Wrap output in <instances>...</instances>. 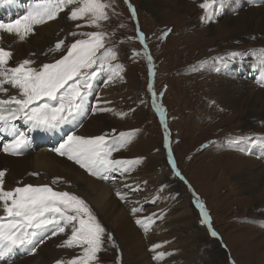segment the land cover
I'll return each instance as SVG.
<instances>
[{
    "label": "rangeland",
    "instance_id": "374dc122",
    "mask_svg": "<svg viewBox=\"0 0 264 264\" xmlns=\"http://www.w3.org/2000/svg\"><path fill=\"white\" fill-rule=\"evenodd\" d=\"M21 1L25 5L28 0ZM106 2L112 4V9L110 19L103 23L102 28L85 26L78 29L76 25L85 24V21L69 19L73 7L69 6L56 18L59 23L51 20L35 27L32 35L38 30L35 37L39 36L37 40H41L42 44L32 47H41L39 53L32 51L28 45L24 47L28 50L26 53L20 49L24 42L27 43V38L22 43L13 35L15 40L8 43V49L13 52V59L9 62L11 66L24 59H32L35 61L33 66L39 67L60 59L74 40L87 39L80 35L70 36L69 33L104 31L111 37L106 46L115 45L117 50V60L113 63L124 67L123 79L108 82L105 75L92 82L86 113L79 116L75 123L45 131V136V132H34L35 137L31 138L27 151L31 150L32 153L28 156H39L40 151L46 150L55 152L54 149L73 133L85 136V125L92 116L100 115L96 109L105 101L104 106L111 107L114 113L105 115L110 120L106 124L109 132L104 134L111 137L119 136L121 132L133 133L132 138L139 137L140 144L150 143L154 146L163 185L157 183L158 178L154 175L148 176L142 171L137 173L136 179L131 176L137 172H134L135 169L127 173H107L111 177L107 179L95 178L82 169L91 177L108 182L119 198L126 196V199H120L126 210L138 219L153 220L145 231L154 232L151 243L160 247L153 249L152 244L147 246L150 257L148 264H260L256 253V259L251 256L253 248L250 242L255 240L257 234L264 232V179L260 181L253 177L264 170V150L233 141L242 136H264V84L256 75L264 72V68L250 59L253 58L251 54L244 55L243 60L237 57L230 61L228 54L264 48V26L258 31V23L253 22L256 33L248 28L239 31L242 25L231 20L239 10L230 3L225 7L230 6L232 10L227 8V14L223 17L218 14L213 21L207 22L203 19L205 9L200 7L203 0ZM29 5L26 4L25 9L20 6L10 10L0 9V19L7 22L19 18ZM133 7L135 15L132 13ZM228 19L231 24L225 22ZM224 22L233 30L234 24L239 25L238 31L225 33L222 30L226 26ZM168 29L171 31L165 36ZM140 32L145 35L144 41L139 38ZM6 35L2 34L6 38L0 39V44L3 45L11 36ZM59 40H64V45L57 51L54 46ZM145 44L152 56L151 62L145 54ZM221 58L228 62L222 63ZM15 91L10 88L9 94H15ZM100 101L103 102L98 104ZM158 105L164 109L163 117L157 109ZM16 123L28 131V126L22 121ZM8 139L10 137L7 136L0 139V156ZM127 147L114 152L112 158L139 157L143 158L141 164L146 162L147 155H122V149ZM248 160L256 163L251 172H248ZM37 171H44L51 178L60 177L49 171ZM123 174L129 176L127 184H124ZM55 181V186L49 182L44 184L58 191L79 195L105 228L104 250L98 254L100 264H133L131 256L125 255L115 230L110 228L98 206L87 200L80 191L70 190L73 184L69 180L62 178ZM118 192L120 195H117ZM201 203L209 213L210 224L202 222ZM133 209L139 211L134 212ZM0 214H3L2 210ZM187 215L191 224H187ZM137 226L145 228L141 224ZM213 230L217 236H212ZM159 231L162 232L160 237ZM47 232L51 235V229ZM108 234L114 239L115 246L108 242ZM61 235L68 238L70 232L66 230L65 233L51 235L48 240L55 239V236L62 238ZM262 240L257 239L253 243L254 248L262 249ZM15 252L17 254L9 256V264H38L39 253L25 249ZM161 252L165 255L157 258ZM78 254L79 249L72 248L46 264H56L61 259L67 261Z\"/></svg>",
    "mask_w": 264,
    "mask_h": 264
},
{
    "label": "snow or ice",
    "instance_id": "6c2138e0",
    "mask_svg": "<svg viewBox=\"0 0 264 264\" xmlns=\"http://www.w3.org/2000/svg\"><path fill=\"white\" fill-rule=\"evenodd\" d=\"M12 2L13 0H0V6ZM225 3L226 0H203L200 5L205 9L203 19L213 20ZM69 6H73L69 19L85 21V24L76 25L78 29L85 26L102 28L103 23L110 19L112 9V4L106 0H33L25 14L19 18L7 22L0 19V39L2 34H10L24 41L34 33L36 26L56 19ZM132 13L136 14L134 7ZM169 31L171 30H166L164 35ZM69 35H80L87 39L74 40L60 59L39 67L33 66L35 61L32 59H24L11 66L9 62L13 59V52L0 44V139L10 137L3 145V152L21 155L31 146L32 131L59 129L86 113L87 97L95 79L105 75L108 82L123 79V65L113 63L117 60L115 45L106 46L111 38L108 33L71 32ZM139 38L141 41L145 40L143 32L139 33ZM63 45L64 40H59L54 46L55 50H60ZM145 54L151 62L152 56L147 52L146 44ZM246 54L254 56L258 66L264 68V48L233 51L228 54V61L237 57L242 59ZM228 61L221 58L222 63ZM10 88L16 90L15 94H9ZM153 97L155 102L154 91ZM157 109L163 117V107L158 105ZM96 110L104 112L110 109L97 107ZM17 121L27 125L28 131L19 127ZM132 135L133 133L121 132L119 136L102 134L85 137L73 133L54 151L75 161L90 175L107 179L111 178L107 173H127L141 163L143 158H112L114 152L131 142ZM233 143H247L253 149L259 147L264 150V136H242ZM173 165L175 166V161ZM6 172V169H0V208L3 212L0 214V259L17 249L35 252L36 247L43 243L41 234L51 229L53 236L65 233L66 230L70 232L60 247L79 249V254L75 257L67 261L58 260L56 264H100L98 254L104 250L106 230L83 198L75 193L55 190L48 184H25L7 189ZM60 179L62 178H56L57 181ZM121 198L126 199V196ZM199 207L203 215L202 222L210 224L208 211L202 203ZM136 223L148 230L153 221L143 218L137 219ZM211 234L218 235L214 230ZM108 242L115 246L111 234H108ZM159 247L160 245H153V249ZM164 255L163 252L158 253L157 258Z\"/></svg>",
    "mask_w": 264,
    "mask_h": 264
},
{
    "label": "bare ground",
    "instance_id": "6f19581e",
    "mask_svg": "<svg viewBox=\"0 0 264 264\" xmlns=\"http://www.w3.org/2000/svg\"><path fill=\"white\" fill-rule=\"evenodd\" d=\"M21 3H22L21 0H13V2L10 4L0 6V9H7V10L9 9L10 10L12 8H18L19 6L22 9H25L26 4L29 3L30 4L29 7H30L31 3H33V0H28L25 5H22ZM229 3L235 4L236 8L239 10L237 15L231 19V20L234 19L233 20L234 22H238L242 25V27L240 26L239 31L241 28H242V30H243V28H246V29L248 28L249 31L256 33L255 28H253L254 27L253 22L258 23V25H257L259 27L257 29L258 31H259V29L261 30V28H263V26H264V4H263L264 0H226L225 5L229 4ZM246 6H249V9H246ZM29 7H27L26 10ZM238 7H240V8H238ZM227 8H230V6H228ZM227 8L224 6V8L221 9L217 13V15L220 14V16L223 17L224 14H227ZM230 9L232 10L233 8H230ZM213 20H211V21H213ZM231 20L228 19L225 22L228 24H231L232 23V22H230ZM53 21H56V23H59V20L55 19ZM206 21L208 22V20H206ZM225 22L223 24L226 26H224V27L222 26L224 28L222 30L226 31L225 33L232 31L233 29L231 28V26H229ZM238 26L239 25L234 24V30L238 31V29H237ZM257 26H255V27H257ZM37 33H38V30H37L36 34ZM227 34H229V33H227ZM35 35H30L29 37H27V39H26L27 43L24 42V44L20 47V49L23 50L24 53H26L28 51V50L26 51L24 49V47L26 45H28V48L30 47V49H32V51H36L37 53H39L41 47L40 48L32 47V46H36L37 44H39V45L42 44L41 40H37V38L39 36L36 38ZM4 37H2V39ZM15 37L13 35H11L7 42H5L6 40L4 39L5 41L3 42V45L6 48H8V46H9L8 43L10 41H14ZM45 38H46V36H45ZM37 41H38V43H37ZM22 43H23V41H22ZM34 44H36V45H34ZM250 59L256 61L254 56H253V58H250ZM241 60H243V59H241ZM256 75L258 77V80L264 84V72H262L260 74L256 73ZM263 88H264V86H263ZM102 102L103 101H100L98 104H101ZM106 103L107 102L104 101L100 107L110 109V110L100 112V115L92 116L89 119V122L84 127L85 137L102 135L105 132H109L108 128H106V124L109 122L108 120H110V119H108V117L105 115L113 114L114 110L111 107L104 106ZM73 122L75 123V121H73ZM78 123H80V121H78ZM34 132H36V134L40 133V132H41V134H43L42 132H45V131H42V130L32 131L31 132V138L35 137ZM45 135H47L46 132L43 134V136H45ZM54 136H56V135H54ZM127 146H128L127 148H124L121 151L122 155H124L125 157L147 155L146 162L143 164L140 163V164L136 165L133 169H135L134 172H136V171L137 172L134 174H131V176H134L137 179L138 178L137 173L139 171H142V173L145 175H148V176L154 175L156 178H158L157 183L162 186L163 185V183H162L163 176H162L160 169H158V167L160 166V162H159L158 155L154 154V151H155L154 146H152L150 143L148 145L140 144L139 137L132 138L131 142L128 143ZM28 150H26L21 155H10V154H7L4 152L0 156V169H6L7 170L6 176H5V188L11 189V188L21 186V185H25V184L42 185V184L48 183V182L55 186L54 181L56 179L49 177L47 175L48 173H46L44 171H37L40 169L45 170V171H49L52 173V175H55V176L59 175L63 179L69 180L73 184L71 187H69L70 190L80 191L81 194L87 200H90V202H92L98 206V208L102 212L104 218L109 222L110 228H113L115 230L116 238L119 240L121 248L125 251L124 252L125 255H127L128 257L131 256V258L133 260V264H148V262L150 261V257L148 256V250H147L148 247L147 246L152 244L151 240H153V238H154L153 237L154 232H150V233H149V231L146 232L145 228H140L139 226H137L136 220L138 219V217L136 215H134L133 213H130L129 211L126 210V208L123 204V201L120 199L121 197L119 198V196H116L113 193L111 187L107 184L108 182L105 183V182L99 181L98 179H95L96 178L95 176H94L95 178L91 177L90 175H88V173L86 171H84L80 167L79 164H77L73 160H70L67 156H61L55 152H49L46 150V152L40 151L39 156L37 155V156H35V157L33 156L31 158L30 156H28V154H31L32 151L30 150L29 152H27ZM26 152H27V154H26ZM38 152L39 151H37V153ZM248 165H249L248 172L249 171L251 172L252 168L256 165V163H252V162L250 163L248 160ZM137 166L139 168H137ZM33 173H38V175H33ZM123 177L125 178L124 184H127L129 182V176L123 174ZM253 177L256 178L257 180L261 181L262 179H264V170H261L260 173H258L257 175H253ZM30 182H33V183H30ZM263 199H264V195H263ZM261 205H259V206H261ZM259 206H258V208H259ZM0 210H2V208H0ZM185 212H187V211L185 210ZM262 212H264V211H262ZM186 219H187V224H191L190 219H189V215H187ZM151 221H153V220H151ZM161 234H162V232L159 231L158 237H160ZM41 236L43 238V243L38 247V249L36 251L37 253H39L38 254V257H39L38 264L39 263L40 264H46V262H50V260L57 258L60 254H62V252L72 250V248L70 249L67 247L66 248L60 247V245L63 243V241L67 239L66 238L67 236L65 237V235H61L62 238H60V237L57 238V236H55V239H51V240H48L51 237V235H49L48 232L42 233ZM262 238L264 239V232H260L259 234H257L255 240L253 239L252 242H250L251 243L250 247L253 248L251 256L253 259H256V255H255V253H256L257 258L260 260V264H264V247L262 249H260L258 247L254 248V244H255L257 239H262ZM46 240H48V241H46ZM263 241L264 240H262L260 242V244ZM153 245L154 244H152L151 246H153ZM19 250H22V249H17L16 251H19ZM27 251H31V250H27ZM14 253L17 254L16 252H13L12 254H14ZM9 256L1 259L0 264H9V262L11 260V259H9ZM25 263H26V261H25ZM253 263L254 262H252V264Z\"/></svg>",
    "mask_w": 264,
    "mask_h": 264
}]
</instances>
